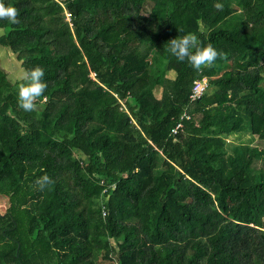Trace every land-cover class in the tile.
<instances>
[{
  "label": "trees",
  "instance_id": "16d2710c",
  "mask_svg": "<svg viewBox=\"0 0 264 264\" xmlns=\"http://www.w3.org/2000/svg\"><path fill=\"white\" fill-rule=\"evenodd\" d=\"M4 3L48 87L26 112L0 68V264H264V0ZM188 32L224 58L178 62Z\"/></svg>",
  "mask_w": 264,
  "mask_h": 264
},
{
  "label": "clouds",
  "instance_id": "9594fccd",
  "mask_svg": "<svg viewBox=\"0 0 264 264\" xmlns=\"http://www.w3.org/2000/svg\"><path fill=\"white\" fill-rule=\"evenodd\" d=\"M217 10H222L220 3L213 5ZM19 10L11 4L6 5L4 0H0V20H6L10 24L19 23ZM167 43L169 55L178 62H185L197 71H202L206 67H211L218 58H224L225 54L219 52L211 43L203 44L195 33H185L170 39ZM45 70L42 66H35L26 70L20 80L17 89L18 108L31 112L37 109V101L43 97L48 84L44 80ZM51 177L44 175L40 177L36 184L40 190L53 184Z\"/></svg>",
  "mask_w": 264,
  "mask_h": 264
},
{
  "label": "rangeland",
  "instance_id": "374dc122",
  "mask_svg": "<svg viewBox=\"0 0 264 264\" xmlns=\"http://www.w3.org/2000/svg\"><path fill=\"white\" fill-rule=\"evenodd\" d=\"M0 68L6 73L7 79L10 82H14L16 80H20L24 70L20 67V63L16 61L15 56L7 49L0 47ZM170 78H172V75H169ZM211 88L207 89V92L210 93ZM158 96V93L156 94ZM57 146H61V143L59 141H55ZM228 147H232L234 144L231 142H228ZM253 145H258L259 148L264 147L263 142H254ZM258 168H260L262 165L261 163H257L256 165ZM8 208V199L6 197L0 196V213H3ZM112 246H114L113 241H110ZM97 264H114V262L111 261H104L102 259H99Z\"/></svg>",
  "mask_w": 264,
  "mask_h": 264
},
{
  "label": "built area",
  "instance_id": "2783aa9c",
  "mask_svg": "<svg viewBox=\"0 0 264 264\" xmlns=\"http://www.w3.org/2000/svg\"><path fill=\"white\" fill-rule=\"evenodd\" d=\"M59 4L62 6L61 3H59ZM64 15H65V21L71 27L70 14L67 13V12H64ZM207 89H208V80L206 78L194 81L192 89H191V93L189 95V101L193 102V101H196V100L200 99L207 92ZM179 128H181L180 124L176 126L175 130L173 131V133L176 132L177 130H179ZM102 215L105 216V211H103Z\"/></svg>",
  "mask_w": 264,
  "mask_h": 264
},
{
  "label": "crops",
  "instance_id": "0c3cea01",
  "mask_svg": "<svg viewBox=\"0 0 264 264\" xmlns=\"http://www.w3.org/2000/svg\"><path fill=\"white\" fill-rule=\"evenodd\" d=\"M2 34V31L0 30V35ZM174 75V74H173ZM173 75H172V77H173Z\"/></svg>",
  "mask_w": 264,
  "mask_h": 264
}]
</instances>
